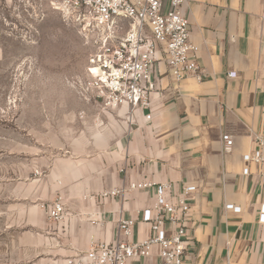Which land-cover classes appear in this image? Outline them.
Segmentation results:
<instances>
[{
	"label": "crops",
	"instance_id": "1",
	"mask_svg": "<svg viewBox=\"0 0 264 264\" xmlns=\"http://www.w3.org/2000/svg\"><path fill=\"white\" fill-rule=\"evenodd\" d=\"M183 14L202 80H177L159 44L150 108L104 111L76 88L72 101L41 106V125L60 127H48L40 147L27 149L28 264H65L93 244L115 243L122 219L136 220L132 242L151 236L140 213L155 203L156 187L129 190L149 181L170 183L174 202L186 186L196 188L188 199L186 264H264V162L244 160L264 153L255 140L264 139V0H187ZM224 134L233 136L231 152ZM58 195L66 214L54 221L49 210ZM146 261L162 262L157 246L132 264Z\"/></svg>",
	"mask_w": 264,
	"mask_h": 264
},
{
	"label": "built area",
	"instance_id": "2",
	"mask_svg": "<svg viewBox=\"0 0 264 264\" xmlns=\"http://www.w3.org/2000/svg\"><path fill=\"white\" fill-rule=\"evenodd\" d=\"M51 6L66 19L78 24L93 52L88 59L87 79L78 82L76 89L86 100L92 98L102 104L103 110L129 105L131 111L150 108L151 86L148 85L156 64L157 46H165L167 63L177 80L194 76L203 78V69L197 61L199 47L190 40V23L183 14L187 0H49ZM166 5L168 9L166 10ZM129 29L120 35L123 23ZM151 118V115H147ZM224 150L231 152L233 136L223 135ZM260 147L264 139L255 136ZM247 162H264V153L257 150L244 155ZM248 174L249 169H244ZM264 183V173L262 174ZM156 187L155 203L145 208L141 220L151 226L153 234L141 241L132 242L136 220L119 222L121 238L112 244L99 243L66 259L65 264H132L138 258L148 259L154 246L159 248L162 262L158 264H186L185 238L187 218L191 211L188 201L195 186H186L176 202L169 196L170 183H132L129 190ZM125 189L103 192L104 197L117 196ZM227 208L237 212L233 204ZM65 205L59 197L49 210V218L60 221L65 217ZM260 221L264 223V204ZM170 226V229L167 226ZM143 264H154L144 262Z\"/></svg>",
	"mask_w": 264,
	"mask_h": 264
},
{
	"label": "rangeland",
	"instance_id": "3",
	"mask_svg": "<svg viewBox=\"0 0 264 264\" xmlns=\"http://www.w3.org/2000/svg\"><path fill=\"white\" fill-rule=\"evenodd\" d=\"M128 29L125 21L120 35ZM92 52L78 24L49 0H0V264H28L27 149L60 127L41 125V106L73 100Z\"/></svg>",
	"mask_w": 264,
	"mask_h": 264
}]
</instances>
